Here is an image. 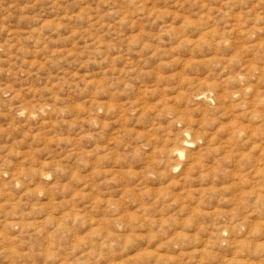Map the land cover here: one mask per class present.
Returning a JSON list of instances; mask_svg holds the SVG:
<instances>
[{"label":"rangeland","instance_id":"1","mask_svg":"<svg viewBox=\"0 0 264 264\" xmlns=\"http://www.w3.org/2000/svg\"><path fill=\"white\" fill-rule=\"evenodd\" d=\"M0 264H264V0H0Z\"/></svg>","mask_w":264,"mask_h":264},{"label":"bare ground","instance_id":"2","mask_svg":"<svg viewBox=\"0 0 264 264\" xmlns=\"http://www.w3.org/2000/svg\"><path fill=\"white\" fill-rule=\"evenodd\" d=\"M187 141V140H186ZM187 142H189V141H187ZM188 144V143H187ZM186 147V146H185ZM185 149V148H184ZM175 151V150H174ZM179 156V155H178Z\"/></svg>","mask_w":264,"mask_h":264}]
</instances>
